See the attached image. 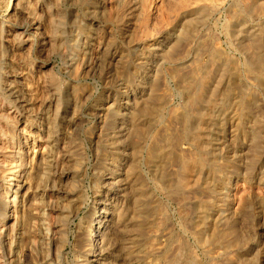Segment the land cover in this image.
Returning <instances> with one entry per match:
<instances>
[{"label":"rangeland","instance_id":"obj_1","mask_svg":"<svg viewBox=\"0 0 264 264\" xmlns=\"http://www.w3.org/2000/svg\"><path fill=\"white\" fill-rule=\"evenodd\" d=\"M52 121L0 264H264V0H0V156Z\"/></svg>","mask_w":264,"mask_h":264},{"label":"bare ground","instance_id":"obj_2","mask_svg":"<svg viewBox=\"0 0 264 264\" xmlns=\"http://www.w3.org/2000/svg\"><path fill=\"white\" fill-rule=\"evenodd\" d=\"M38 24H40V23H38ZM38 26H40V25H37L36 29H38ZM113 99H114V97H111V99L109 100V103L112 101L110 107L113 106V103H114ZM54 114H55V112H54ZM43 115H44V119L48 120V116L46 117L47 114H43ZM6 118L8 119V122L11 123L10 124L11 125V131L13 132L14 131L13 128L17 127V124L20 121L19 115L13 114V113L12 114H7ZM40 120H41V117H40ZM70 121H69V124H71ZM29 122L30 121H28V119L25 120L26 124H28ZM52 123H53V121L51 123L50 122L47 123L48 125L46 126V130H45L46 132H44V134H46V136H45V138H43V140H42V137L40 135H38V133L35 135L30 130H26V128H21V132H23V134H25V136L26 135H30L32 137L31 138L32 139V143L28 144V145H25L23 147L20 146V144H18L17 142L14 143L13 140H12V137H10V136L8 137V135H7L8 138H7V140L5 142H6V150H8V153H5V154L0 156L1 164L3 165V167H2L3 168V173H4V176H3L4 182L0 186L1 200L3 201V203H2L3 204V209H2V212H1V219H0V238L2 239V242L4 243V245L8 246V249H9L8 254H7L8 255V257H7L8 258V262H14L16 260L15 254H14V251H13L14 250L13 249L14 248V238L12 236V233H13L14 225H15L16 220H17V217H16L17 211H18V209L19 210L21 209V216H22L23 204H24V207L26 206L25 211L27 213H29V210H30L29 209V205L27 204V201H28V199H27V191L29 189V187L26 186L27 181L31 180L32 175L35 174V172L37 170L41 169L40 167L43 166L44 160H46L50 165H52L54 169H56L58 167V164H59V161H60L59 152H55V150L52 149V144L55 141V139L52 138L51 137L52 135L50 134V130L53 128L52 127ZM26 126H28V125H26ZM38 131L39 130H37V132ZM35 140H42L41 149L38 147L39 145L35 144ZM210 142H212V141H210ZM36 148H38L37 151H36V158L34 160H30L27 157L28 151H30L31 149L35 150ZM14 151L16 153V156H14L12 154V152H14ZM206 152H207V150H206ZM47 153H48V156H47ZM196 176H198V175H196ZM64 177H66V175L62 176V178H64ZM184 179H186V178H184ZM198 182H199V177H196L194 179L193 183L195 185ZM68 197L69 196H65V199L67 200ZM52 198H53V193H52L51 190L50 191L49 190H45V191L43 190L42 199H41V200H43V202H46L48 204V203L53 201ZM24 201H25V203H24ZM35 204H37L36 201H35ZM37 207H39V205ZM31 210L33 212V210H35V209H31ZM41 211H42V209H41ZM51 212H52V209L50 207L48 208V205H47V208L42 211V214H44V215L48 214V216H49V213H51ZM8 223H9V225H8ZM84 227H85V225H84ZM81 228H80V224H79L78 228L76 229V232H77L78 229H81ZM49 229L47 228L48 232L50 231ZM86 231H84V232H86ZM17 236H19V235H17ZM6 251H5V253H7ZM74 259H75V263L76 264H83V252L80 251V253L76 254L74 256ZM100 261H101V258H100ZM91 263L94 264V262H91ZM100 264H101V262H100Z\"/></svg>","mask_w":264,"mask_h":264}]
</instances>
